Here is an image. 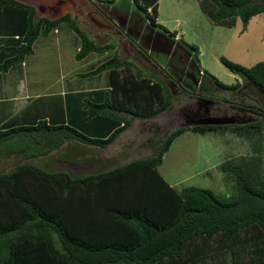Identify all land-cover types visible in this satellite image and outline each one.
Segmentation results:
<instances>
[{
  "label": "trees",
  "instance_id": "16d2710c",
  "mask_svg": "<svg viewBox=\"0 0 264 264\" xmlns=\"http://www.w3.org/2000/svg\"><path fill=\"white\" fill-rule=\"evenodd\" d=\"M132 1L138 9L145 12L149 7L155 15L156 0ZM200 4L216 24L229 25L238 17L244 27L251 16L262 13L264 36V0H200ZM33 13L28 4L0 0V17L5 19L7 32L0 44V73L20 63L31 53L34 40L60 22L78 39L76 60L113 49L111 43L95 44L68 14L34 19ZM219 61L241 82L224 84L213 79L216 87L235 91L244 82L264 91V61L248 67L223 56ZM103 70L109 83L106 90L72 93L70 97L77 100L68 101L57 122L44 118L26 124L2 122L0 143L18 136L28 138L26 157L36 154L31 145L43 147L39 153H44L67 139L103 147L130 125L129 116L151 118L170 105L172 93L160 78L118 59L115 52L91 72ZM97 97L100 102L90 100ZM196 98L214 100L205 95ZM232 107L262 119L223 125L182 124L164 136L154 153L102 171L73 175L22 162L0 172V264H158L165 259L195 264L189 261L197 257L198 264H207L204 252L211 253L212 264H240L243 251L237 250L242 246L249 254L248 264H264V178L254 186L248 171L224 161L220 168L232 174L234 192L220 198L211 189L194 185L175 190L157 171L163 153L182 132L230 130L243 135L264 127V105ZM195 238L202 242L216 238L218 243L180 261L185 246Z\"/></svg>",
  "mask_w": 264,
  "mask_h": 264
},
{
  "label": "rangeland",
  "instance_id": "374dc122",
  "mask_svg": "<svg viewBox=\"0 0 264 264\" xmlns=\"http://www.w3.org/2000/svg\"><path fill=\"white\" fill-rule=\"evenodd\" d=\"M20 1L32 4L37 9L42 7L38 14L52 18L67 10L82 11L80 0H70L73 4L68 0ZM88 1L95 6L94 12L98 11L108 22H113L111 27L107 26L104 30L102 24L96 25L95 14L90 13L71 17L73 21L95 43H115L120 58L133 59L141 71L160 78L172 93L170 105L151 118L129 116L130 125L114 141L103 147L74 141L76 144L70 149L72 142L65 140L49 152L39 153L43 147L37 146L33 149L36 154L26 157L24 149L28 146V138L13 137L8 142L0 143V172L9 171L22 162H31L43 169H59L73 175H82L150 155L156 151L170 130L182 124H196L193 119L198 108L195 102L197 95L214 97L211 113L221 118L232 116V123H253L262 119L255 113L232 106L262 107L263 90L243 82L235 91H227L212 83L213 79L224 84L241 82L239 76L220 63V56L246 67L264 61L262 13L253 15L243 27L238 17L229 25L213 23L204 13L200 0H156L154 16L149 7L143 12L132 0ZM146 13L155 25L148 20ZM64 27L65 31L72 33L67 26ZM67 32H64L63 38L67 36ZM55 38L59 39V35ZM126 41L133 43L134 48H127ZM36 46L34 50L40 52V40ZM60 46L67 47L64 54L73 50V46L68 45V39L50 41L47 47L58 49ZM136 49L145 54L150 62L144 61ZM110 54L112 53H95L93 55L96 59L92 62H101ZM34 56L39 58L40 53ZM90 61L91 59L84 60L76 64V67L83 69L86 66L83 64ZM189 132L172 140L168 150L162 155L161 165L158 166L159 173L168 182L172 179L175 190L194 185L209 188L220 198L233 195V176L220 168L224 161L240 165L248 171L254 186L258 179L264 178V127L259 131L250 129L243 135L230 130H217L205 136ZM255 171L258 173L255 174ZM217 243L216 238L212 242H202L195 238L187 243L179 260L183 261L201 253L207 245ZM242 247L241 250L237 248V253L243 251V257H240L243 258V263L248 264L249 254L246 247ZM204 253L207 255L202 257H207L204 260L207 264L215 262L208 258L210 252ZM198 259L197 257L189 262L195 261L198 264ZM177 260L165 259L158 264H174Z\"/></svg>",
  "mask_w": 264,
  "mask_h": 264
},
{
  "label": "crops",
  "instance_id": "0c3cea01",
  "mask_svg": "<svg viewBox=\"0 0 264 264\" xmlns=\"http://www.w3.org/2000/svg\"><path fill=\"white\" fill-rule=\"evenodd\" d=\"M17 1L24 4H28L24 1H20V0ZM68 1L70 2V4H73L72 1L70 0ZM80 2L82 5L81 6L82 11L76 12L75 9L67 10L64 13H61L60 15L53 18L49 16L39 15L38 10H40L42 7H39V9H37L32 4H28V5L34 8V13H33L34 19L40 17L54 19L63 14H68L69 18L72 19L76 17V15L83 13L86 14L90 13V14H95L94 20L96 25L102 24L103 26L102 28L104 30H106L107 26L111 27V24H113V22H108V19L106 20V17L103 16L102 14L100 15L98 11L94 12L96 10L95 6H92V4L88 0H80ZM5 25L6 23L4 17H0V29H1L0 44H2L3 41L2 39L4 40L7 39V35H6L7 32L5 31ZM64 26H67L66 23L60 22L56 28L48 31L44 35L38 36L32 44L31 53L27 54L20 63L14 64L6 71L0 73V123L14 120L16 121V123L19 122L22 124H26V123H30L33 119L37 120L39 118H44L47 121H51V122H57L60 121L62 117L60 113L62 111L65 112L66 107L68 108V101L70 104L71 101L75 102V100H77L76 97H72V98L70 97L72 93H77V92L87 93L88 91L91 90H100V89L106 90L107 87H109L106 71L103 70L97 73L91 72V69H93L95 65L100 63V62H92L96 59V57H94L93 55L95 54V52H91L87 54L81 60L75 59L74 54L79 46L78 39L76 38L74 32L68 26L67 27L69 28V30H71L72 33H68L67 31H65L66 27ZM79 29L81 30L80 27ZM64 32H67V36L65 38H63ZM84 33L87 35L86 32ZM116 34L121 36L119 32H117ZM54 35L55 36L59 35V39L55 38ZM53 36L55 40L57 39V41H61L62 39L65 41L66 39H68V45L73 46L72 52L64 54L63 51L65 50V48L67 49L66 46H62V47L60 46V48L58 49H53L54 47L48 48L47 46L49 42L55 41L53 39ZM13 37L15 38L16 34H14ZM38 40H40V46H39L40 52L34 50V48L37 47L36 43ZM110 43L113 45V49L105 52H111V53L115 52L118 59H126V58H120V56L116 52L117 48L116 45H114L115 43L113 42ZM95 44L102 45V44H106V42H99ZM126 46L127 48L130 47L129 49H131L132 47L134 48V44L133 43L131 44V42L128 41H126ZM137 52L139 53L138 50ZM37 53L38 54L40 53L39 58L34 56V54ZM142 57L144 61L150 62L144 56ZM89 59H91L90 62L83 64V66L86 65L83 68L86 69L85 71L81 68L76 67V64L78 65L82 61ZM126 60L133 63L134 67L139 68L137 66V63H135L133 59L127 58ZM144 73H148V72H144ZM90 100L95 102H100L99 97L93 99L90 98ZM187 132L189 131L182 132L181 134ZM189 133L192 134V132ZM209 134L210 132H205L203 134H198V135L205 136ZM74 141L76 140L74 139L66 140V142H72L70 149L76 144ZM31 148L35 149L33 145H31ZM26 149H24V153ZM51 150H47L46 152H49ZM157 171H158V167H157ZM159 175L164 179V181L168 185H170L171 187L173 186L172 179L170 182H168L161 173H159Z\"/></svg>",
  "mask_w": 264,
  "mask_h": 264
},
{
  "label": "flooded vegetation",
  "instance_id": "af4514ba",
  "mask_svg": "<svg viewBox=\"0 0 264 264\" xmlns=\"http://www.w3.org/2000/svg\"><path fill=\"white\" fill-rule=\"evenodd\" d=\"M140 53V52H139ZM142 56H144L146 58V55L140 53ZM195 102L198 104V108L196 109L195 113H194V117L196 122H203V121H207L209 120L210 117H216V115H213L211 113V108H212V103L213 101L207 100L205 98H196ZM221 118V117H219ZM228 120H232L233 121V117L229 116L226 117Z\"/></svg>",
  "mask_w": 264,
  "mask_h": 264
},
{
  "label": "water",
  "instance_id": "95a60500",
  "mask_svg": "<svg viewBox=\"0 0 264 264\" xmlns=\"http://www.w3.org/2000/svg\"><path fill=\"white\" fill-rule=\"evenodd\" d=\"M232 120H228L226 117L219 118V117H210L209 120L199 122L197 121L196 124H210V125H223V124H230Z\"/></svg>",
  "mask_w": 264,
  "mask_h": 264
}]
</instances>
